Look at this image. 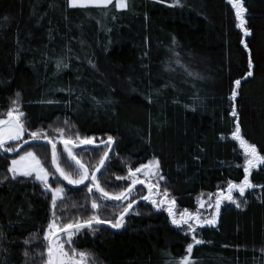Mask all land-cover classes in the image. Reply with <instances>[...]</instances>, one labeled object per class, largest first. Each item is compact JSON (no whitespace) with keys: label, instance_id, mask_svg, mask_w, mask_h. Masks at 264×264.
Listing matches in <instances>:
<instances>
[{"label":"trees","instance_id":"obj_1","mask_svg":"<svg viewBox=\"0 0 264 264\" xmlns=\"http://www.w3.org/2000/svg\"><path fill=\"white\" fill-rule=\"evenodd\" d=\"M127 2L117 10L70 7L66 0H0V115L20 93L25 138L33 131L57 136L61 128L65 138L112 136L109 158L96 174L105 191L128 187L118 177H127L129 166L159 160L163 179L153 198L163 199L167 189L176 215L194 213L199 198L226 197L228 182L243 180V150L231 136L233 106L241 134L264 154V0H242L247 33L230 0H180L174 7L172 0ZM29 148L52 174V187L65 188L55 210L59 226L93 215L114 220L127 206L105 200L95 188L89 192L90 180L65 183L49 143L23 151ZM56 150L60 166L78 178L62 141ZM104 151L73 147L90 174ZM12 157L0 149V264H43V237L54 218L51 195L37 180L13 179ZM250 179L255 187L243 196L233 190V200H221L216 224L191 222L203 241L193 248L195 264H264V166ZM146 186L132 190L130 200L146 196ZM168 207L141 200L122 228L81 229L65 247L92 253L98 264H175L193 234L172 223Z\"/></svg>","mask_w":264,"mask_h":264},{"label":"snow or ice","instance_id":"obj_2","mask_svg":"<svg viewBox=\"0 0 264 264\" xmlns=\"http://www.w3.org/2000/svg\"><path fill=\"white\" fill-rule=\"evenodd\" d=\"M67 4L70 7H87L95 6L102 9H107L109 6L115 7L117 10L127 9L128 2L127 0H66ZM232 6L236 10V16L240 21L239 27L244 28L245 33L248 32L245 28L246 21L244 20L243 13L246 12V9L243 7L242 0H230ZM160 3H165V0H160ZM180 4V0H172L171 6H177ZM175 43V40L173 41ZM245 47L247 45L245 44ZM251 59H249V67L251 68ZM61 67V63H57V68ZM67 67V65H64ZM191 74V73H189ZM253 73L249 71L247 76H252ZM241 83V80H236L235 84L238 87ZM238 93L236 90H233L231 99L235 100ZM232 116L237 117V123L235 125V130L231 133L233 139L239 142L240 148L243 150L244 154V177L243 180L236 184L232 181L228 182L227 192L228 195L225 197L223 193L216 198L215 201V211L216 214H219L220 204L222 199H227L229 201L233 200V190H238L239 194L243 196L245 191L249 188L255 187L250 179V173L253 169L260 166H264V154H261V151L258 150L255 144L248 142L244 136L241 134V128L238 121V113L236 112L235 106L232 108ZM24 113L20 107V93H16V99L12 101V107L7 112L6 119H0V149H3L5 152H13L15 148L5 147L8 141H19L25 132V126L22 123ZM67 123V121H66ZM57 139L62 140L64 145V151L67 152L68 156L75 161L78 170V178H74L73 174L67 172L64 168L60 166L58 160V154L56 150V143L53 142L51 137L42 131H33L30 133L31 139L34 141L46 140L52 145V164L55 165L56 172L59 173L60 177H63L64 180L70 185H80L84 184L86 180H90L91 183L87 185L88 191L92 192L95 188L101 194L105 200H115V201H125L128 202L127 206L119 213V215L114 220H104L101 219L99 215H93L87 220H81L77 222L67 223L63 226H59L55 219V210L57 208L58 202H63L66 198V191L62 185L57 187H52V184L49 183V177L52 175L49 173L48 169L44 167L40 159L36 156L35 152L29 151L25 152L24 155L20 156L18 159H13L8 171L12 174L13 179L19 178L20 175L25 177H34L35 180L39 181L44 190L51 193V207L53 210V220L49 223L47 230L44 233L43 240L46 244V259L44 264H98L93 254L87 251H80L75 247L66 249L65 245H72L74 236L81 229H92L95 225H110L113 229H120L124 226V218L132 209L133 204L136 203L135 200H130L131 193L133 188L137 184H147L149 195L143 197L144 200L151 201L153 205L157 208H160L163 203H168V213L172 217V223L174 225H187L189 231L193 234L192 239L193 243H189L186 248V255L181 257L179 260L175 261V264H195L192 258V251L195 245L203 243L202 240L198 239L195 235L196 229L192 226V221H195L197 225L204 223L213 225L216 224V217L213 216L211 219H205L201 221V216L198 213L189 212L188 209H184L183 212L179 214V217L173 211V205L175 204V199L167 200L169 196L167 189L163 191V199L153 198L154 190L155 195L159 196V180L163 179L160 175L159 170V160H156L153 164V161H149L147 165H140L139 167L133 169L131 166L128 167L127 177H118V179H126L130 181L128 187L119 193H111L105 191L100 185V181L96 176V172L100 171V168L105 166L106 160L109 158V151L111 150L112 145L115 143L112 136H108L107 140H101L100 144L103 145L105 151L103 156L99 161V166L91 174L88 167H86L80 160L77 159L76 155L73 152V145L76 144V141H79L80 145H93L96 144V140L93 137H83L79 136L76 139L72 137L65 138L64 129H56ZM27 143V141H25ZM19 145H17L18 147ZM144 172V175L148 178L147 180H141L139 174ZM152 177H157L155 182H149ZM203 206V205H202ZM211 207V203H209ZM239 206V204H237ZM91 207L93 210H99L101 205L97 203L95 199L91 202ZM139 214V213H137ZM57 233L61 235L66 234L67 239L61 242ZM0 235H3L0 233ZM29 243V241H25ZM27 255V253H25ZM44 254H42L43 256Z\"/></svg>","mask_w":264,"mask_h":264},{"label":"rangeland","instance_id":"obj_3","mask_svg":"<svg viewBox=\"0 0 264 264\" xmlns=\"http://www.w3.org/2000/svg\"><path fill=\"white\" fill-rule=\"evenodd\" d=\"M244 31V30H243ZM245 32V31H244ZM10 107H12V106H10ZM10 107H8L7 109H6V111H4L3 113H1V115H0V119H6L7 118V112H8V110L10 109ZM21 107V106H20ZM21 110L23 111V113L25 114V110L24 109H22L21 108ZM48 136H50L51 137V139L53 140V142H55L56 144L58 143V142H60V141H62V140H58L57 139V136H51V134L50 135H48ZM85 137H93V136H85ZM94 138V137H93ZM29 139H31V137L29 138ZM104 141H106V140H104ZM8 143V142H7ZM6 143V144H7ZM96 143H100V141H98V140H96ZM77 144H79V143H76V145ZM87 146H89V145H87ZM5 147H9V146H7V145H5ZM94 147V146H93ZM51 150H52V148H51ZM29 151H32V149L31 148H29V149H25L24 151L22 150V152L21 153H18L17 154V156H14V157H12L11 159H10V163H9V167H10V165H11V161L13 160V159H18L20 156H22V155H24V153L25 152H29ZM33 152V151H32ZM51 160H52V158H51ZM150 161H153V164L155 163V161L156 160H150ZM149 163V161L147 162V163H145L144 165H147ZM99 165V164H98ZM9 167H8V169H9ZM99 172V171H98ZM97 172V173H98ZM10 173V172H9ZM10 175L12 176V174L10 173ZM19 177H23V178H29V179H31V180H35L34 179V177H25V176H22V175H20ZM50 177H51V175H50ZM50 177H49V179H50ZM139 178L141 179V180H147L148 178L144 175V172H143V170H142V172L139 174ZM126 180V179H125ZM157 180V177H152L151 178V180L149 181V182H155ZM87 181V180H86ZM85 181V182H86ZM128 182L130 183V181H127L126 180V183L128 184ZM144 185H146V184H144ZM43 186V185H42ZM49 194L51 195V193L49 192ZM207 196H202L201 198H199V200L197 201V207H196V210H195V212L194 213H198L200 216H201V221H203V220H205V219H211L213 216H214V212H215V201H216V198L218 197V193L216 192V193H213V194H206ZM146 196H147V190H146ZM137 199H140V201L141 200H144L143 199V196L142 197H139V198H137ZM136 199V200H137ZM214 201V202H213ZM209 203H211V207L209 206ZM203 205V206H202ZM168 212V211H167ZM168 215H169V213H168ZM177 217H179L178 215H177ZM67 239V236L65 235L64 237H62L61 238V242H63L64 240H66ZM79 250V249H78ZM81 251V250H80ZM44 264V263H43Z\"/></svg>","mask_w":264,"mask_h":264},{"label":"water","instance_id":"obj_4","mask_svg":"<svg viewBox=\"0 0 264 264\" xmlns=\"http://www.w3.org/2000/svg\"><path fill=\"white\" fill-rule=\"evenodd\" d=\"M27 141V143H25V142H23L15 151H13V152H7V153H10L11 155H15L20 149H22L23 147H25V146H27L28 144H31V143H34V142H43V143H48V141H46V140H39V141H34V140H32V139H29V140H26ZM9 142V141H8ZM50 145H51V143H49ZM83 146H87V145H80V144H75V145H73L72 147H74V148H80V147H83ZM89 146H94V147H101V146H103V145H101L100 143H96V144H93V145H89ZM51 148H52V145H51ZM109 153H110V151H109ZM53 165V164H52ZM99 166V165H98ZM97 166V167H98ZM53 167H54V169H55V165H53ZM96 167V168H97ZM95 168V169H96ZM101 169V168H100ZM55 171H56V169H55ZM95 171V170H94ZM57 174L59 175V173L57 172ZM96 174H97V172H96ZM61 179L65 182V183H67L68 184V182L66 181V180H64L63 179V177H61ZM85 183V182H84ZM68 185H70V184H68ZM80 185H82V184H80ZM137 185H140V184H137ZM136 185V186H137ZM144 185V184H143ZM70 186H79V185H70ZM135 186V187H136ZM145 186V185H144ZM134 187V188H135ZM147 187V186H146ZM97 192L100 194V192L97 190ZM147 195H149V192H148V187H147ZM136 201V203H138L139 201H140V199H137V200H135ZM136 203L135 204H133V206H135L136 205ZM95 225V224H94ZM107 226H110V225H107ZM111 227V226H110ZM116 230H118V229H116ZM57 235L59 236V235H61L60 233H57Z\"/></svg>","mask_w":264,"mask_h":264},{"label":"flooded vegetation","instance_id":"obj_5","mask_svg":"<svg viewBox=\"0 0 264 264\" xmlns=\"http://www.w3.org/2000/svg\"><path fill=\"white\" fill-rule=\"evenodd\" d=\"M25 134H26V131L24 132V135H23V137L19 140V141H9L8 143H16L15 144V146L13 147V148H15V150L23 143V142H25L26 140H29V138H25L24 136H25ZM17 145H19L18 147H17ZM28 145H30V144H28ZM27 145V146H28ZM27 146H25V147H27ZM25 147H23L22 149H20L15 155H17L18 153H20V151H22ZM14 155V156H15ZM138 186H144L143 184H140V185H137L135 188H137ZM135 188H133V190L135 189ZM146 190H147V187H146ZM145 197V196H144Z\"/></svg>","mask_w":264,"mask_h":264}]
</instances>
